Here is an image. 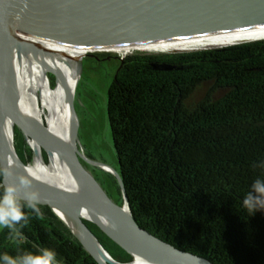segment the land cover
<instances>
[{"label":"trees","instance_id":"trees-1","mask_svg":"<svg viewBox=\"0 0 264 264\" xmlns=\"http://www.w3.org/2000/svg\"><path fill=\"white\" fill-rule=\"evenodd\" d=\"M108 115L118 172L143 228L217 264H264V211L251 215L243 206L253 180L264 175L253 167L264 159V39L127 55L109 91ZM15 145L23 162L33 163L18 129ZM94 169L109 178L117 194L111 197L123 205L118 178ZM39 206V218L26 209L21 236L0 232V253L52 247L62 264H99L50 206ZM85 221L115 260H134Z\"/></svg>","mask_w":264,"mask_h":264},{"label":"water","instance_id":"water-1","mask_svg":"<svg viewBox=\"0 0 264 264\" xmlns=\"http://www.w3.org/2000/svg\"><path fill=\"white\" fill-rule=\"evenodd\" d=\"M262 28L264 29V0H0V165L12 172L7 178H3V186L17 184L12 167V150L25 165L15 145L18 129L32 148L37 145L47 154L49 150L63 154L91 184L92 192L81 193L67 186L30 181L32 187L39 190L40 205L50 206L99 264H136L137 257L90 216L109 220L146 251L151 257L146 264H217L207 257L180 249L143 228L134 216L118 170L86 158L79 147L78 135L74 145L69 146L58 137L31 127L19 92L16 58L43 61L51 53L41 44L83 49L88 51V55H92L94 52H110L108 50L115 48L185 45L221 34ZM263 39L264 36H261L205 49ZM201 49L203 48L196 50ZM126 57L127 54L120 56L122 61ZM83 61L84 59L76 60L79 76ZM49 70L58 80L57 72L51 68ZM69 103L77 120L75 93L69 97ZM8 122L12 123V132H9ZM84 161L118 178L123 191V205L109 195ZM53 204L63 205L70 212L74 223L87 231L99 249L85 243ZM77 210H83V213L80 215ZM85 220L99 226L132 254L134 260L129 263L115 260Z\"/></svg>","mask_w":264,"mask_h":264},{"label":"bare ground","instance_id":"bare-ground-1","mask_svg":"<svg viewBox=\"0 0 264 264\" xmlns=\"http://www.w3.org/2000/svg\"><path fill=\"white\" fill-rule=\"evenodd\" d=\"M261 36H264L263 28L221 34L217 37L213 36L185 45H150L140 48H128L137 49L141 52L161 50L168 52L188 51L252 40ZM41 45L49 49L51 53L48 58H43V61L40 59L35 61L26 57L16 58L19 92L23 100V109L33 129L49 133L54 137H58L67 145L73 146L77 137V120L71 111L69 97L74 95L79 78L78 68L73 62H76L77 59H84L88 51L77 48ZM49 68L55 70L58 74L55 86L52 84ZM7 126L10 130L9 132H12V123L8 122ZM33 148L36 151L35 161L25 165L21 163L14 150H12V167L15 171L17 184L20 178L23 177L31 182L67 186L81 193L93 191L89 181L75 170L63 154L49 150V162L46 163L47 161L45 162L43 159L44 150L37 145H33ZM33 190L39 191L35 188ZM53 205L73 226L85 243L99 249L96 241L87 231L74 223L69 215L70 212L63 205ZM77 212L81 215L83 210H77ZM90 217L99 221L107 231L135 253L137 257L136 264H146L151 260L150 255L146 251L142 250L112 222L93 216Z\"/></svg>","mask_w":264,"mask_h":264},{"label":"rangeland","instance_id":"rangeland-1","mask_svg":"<svg viewBox=\"0 0 264 264\" xmlns=\"http://www.w3.org/2000/svg\"><path fill=\"white\" fill-rule=\"evenodd\" d=\"M108 51L110 52H94L93 54L111 53L122 56L125 54L130 55L138 50L115 48ZM73 64L77 66L76 62H73ZM118 64L115 60L98 61L95 56L86 54L75 90L78 144L83 155L88 159L105 163L116 170L120 169V162L116 153L109 121L108 101L109 91L115 80ZM50 78L52 84L55 85L57 77L50 73ZM33 152L36 157V151L33 150ZM35 157L33 162L35 161ZM84 163L97 177L109 195L116 199L115 187L109 178L103 172L94 169V165L86 161Z\"/></svg>","mask_w":264,"mask_h":264},{"label":"clouds","instance_id":"clouds-1","mask_svg":"<svg viewBox=\"0 0 264 264\" xmlns=\"http://www.w3.org/2000/svg\"><path fill=\"white\" fill-rule=\"evenodd\" d=\"M253 167L264 170V159L254 162ZM12 174L9 168H0V178ZM39 193L33 190L28 179L20 178L18 184L6 185L0 192V230L7 229L9 236H21L20 229L29 223V213L42 217ZM243 206L251 215L264 211V175L258 176L243 197ZM0 264H62L55 248L42 247L36 251L17 252L15 256L0 253Z\"/></svg>","mask_w":264,"mask_h":264},{"label":"flooded vegetation","instance_id":"flooded-vegetation-1","mask_svg":"<svg viewBox=\"0 0 264 264\" xmlns=\"http://www.w3.org/2000/svg\"><path fill=\"white\" fill-rule=\"evenodd\" d=\"M92 56H95L98 59V61H107V60L112 61V60H115V61H117L119 63L118 64V69L120 68V65L122 63V59L120 58V56L114 55V54H111V53H98V54H92Z\"/></svg>","mask_w":264,"mask_h":264}]
</instances>
